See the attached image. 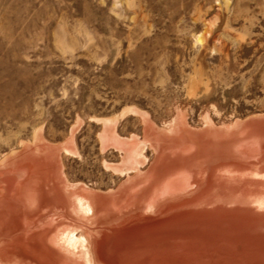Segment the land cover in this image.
<instances>
[{
	"label": "rangeland",
	"instance_id": "rangeland-1",
	"mask_svg": "<svg viewBox=\"0 0 264 264\" xmlns=\"http://www.w3.org/2000/svg\"><path fill=\"white\" fill-rule=\"evenodd\" d=\"M180 113L196 133L264 116V0H0L1 162L73 133L67 174L112 185L96 120L143 142Z\"/></svg>",
	"mask_w": 264,
	"mask_h": 264
},
{
	"label": "bare ground",
	"instance_id": "bare-ground-1",
	"mask_svg": "<svg viewBox=\"0 0 264 264\" xmlns=\"http://www.w3.org/2000/svg\"><path fill=\"white\" fill-rule=\"evenodd\" d=\"M117 119L96 120L115 184L67 174L73 133L0 161V264H264V116L196 133L180 113L143 142Z\"/></svg>",
	"mask_w": 264,
	"mask_h": 264
}]
</instances>
